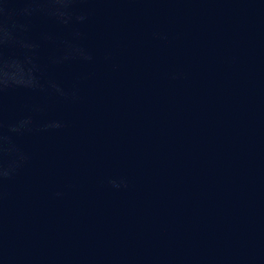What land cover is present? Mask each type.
Returning a JSON list of instances; mask_svg holds the SVG:
<instances>
[{
    "label": "water",
    "instance_id": "water-1",
    "mask_svg": "<svg viewBox=\"0 0 264 264\" xmlns=\"http://www.w3.org/2000/svg\"><path fill=\"white\" fill-rule=\"evenodd\" d=\"M76 9L89 13L79 43L95 59L47 75L80 99L24 89L0 99L5 125L28 115L64 125L9 134L30 160L4 183L0 264H264V0ZM30 23L33 40L71 38ZM121 178L127 188L107 183Z\"/></svg>",
    "mask_w": 264,
    "mask_h": 264
},
{
    "label": "clouds",
    "instance_id": "clouds-1",
    "mask_svg": "<svg viewBox=\"0 0 264 264\" xmlns=\"http://www.w3.org/2000/svg\"><path fill=\"white\" fill-rule=\"evenodd\" d=\"M83 2L86 0H0V99L10 89L41 93L69 103L80 99L78 87H63L47 75V70L51 66L70 62L94 61L92 52L79 43L84 38L79 26L89 19L87 11L76 9V5ZM12 4H21L22 7L16 9L11 7ZM16 16L23 17L25 22L16 19ZM35 16L50 20L68 30L71 38L61 40L51 32H44L39 40L31 39L28 35L31 31L30 21ZM153 37L167 39V35L162 32H153ZM44 46L52 49L46 64L40 62V50ZM10 49L20 50L21 55L8 54ZM105 59L110 60L111 55L107 54ZM172 78L178 79L179 74H173ZM42 111L40 105L31 107L33 113ZM63 126L58 120L40 125L32 115L7 125L0 119V201L4 198L5 181L15 178L30 160V156L16 146L9 134L23 135L34 131L60 129ZM107 183L115 190L129 186L126 178L109 179ZM56 195L60 197L63 193L57 192Z\"/></svg>",
    "mask_w": 264,
    "mask_h": 264
}]
</instances>
